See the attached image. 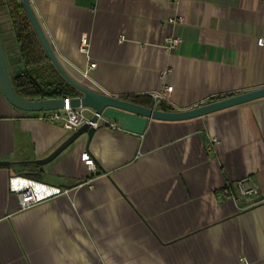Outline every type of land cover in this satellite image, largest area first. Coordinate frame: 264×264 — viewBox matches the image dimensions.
<instances>
[{
  "label": "crops",
  "instance_id": "obj_1",
  "mask_svg": "<svg viewBox=\"0 0 264 264\" xmlns=\"http://www.w3.org/2000/svg\"><path fill=\"white\" fill-rule=\"evenodd\" d=\"M29 3L62 68L91 91L151 99L168 85L174 113L264 86V0ZM172 38L181 45L167 50ZM15 39L0 0L11 80L25 71ZM42 114L14 108L0 89V162L9 163L0 166V264H264V98L184 121L106 108L90 142L79 135L40 166L72 135ZM11 176L62 194L21 210ZM242 181L255 193L240 196Z\"/></svg>",
  "mask_w": 264,
  "mask_h": 264
},
{
  "label": "water",
  "instance_id": "obj_2",
  "mask_svg": "<svg viewBox=\"0 0 264 264\" xmlns=\"http://www.w3.org/2000/svg\"><path fill=\"white\" fill-rule=\"evenodd\" d=\"M20 5L25 13L26 18L28 19L30 26L33 32L36 35V39H38L39 44L44 51L45 55L52 63L56 71L59 75L73 88L77 90L81 94L79 97H74L70 99V106L74 108L83 107L93 109L96 113V116L91 118L92 123H97V115H101V113L106 108H115L119 110H123L126 112H130L136 115L144 116L153 120L160 121H184L197 117L206 116L215 112H219L222 110H226L232 107H236L248 102H252L258 99L264 98V86L239 93L233 96H229L223 99H219L217 101H213L207 104H203L198 107H194L192 109L184 110V111H176V112H167L161 111L153 108H147L140 106L138 104H134L131 102H127L121 100L119 98H115L112 96L104 95L101 93H97L91 91L81 84L73 80L62 68L57 57L54 52H52V48L48 42V38H46L44 31L42 30L36 15L33 12V9L30 3L27 0H20ZM10 77L8 74V70L6 67V63L4 60L3 52L0 45V89L5 97V99L14 107L19 110L25 112H47L59 110L64 107V101L59 99H43V100H25L20 98L13 90L12 83L10 81ZM95 128L88 123L83 124L79 129L75 132H72V135L68 137L57 149H55L48 157L41 159L40 161H35V164L43 166L58 156L66 147L71 145L79 135L85 134L87 136V141L90 142ZM7 162H0V166H8Z\"/></svg>",
  "mask_w": 264,
  "mask_h": 264
},
{
  "label": "built area",
  "instance_id": "obj_3",
  "mask_svg": "<svg viewBox=\"0 0 264 264\" xmlns=\"http://www.w3.org/2000/svg\"><path fill=\"white\" fill-rule=\"evenodd\" d=\"M27 1L29 2V0ZM182 21V18L176 19V23L178 24L182 23ZM256 43L258 46L264 47V37H259ZM179 45H181V40L178 38H172L168 39L164 48L171 50V48H176ZM78 51L86 57L88 56L89 40L87 36L84 35L80 38ZM95 67L96 64L89 63L87 69L82 71L83 78L88 77L89 71L91 72V70L95 69ZM165 74L166 72L161 73L162 76ZM20 75H23V73ZM171 91L172 87L165 85L159 92L151 93L150 97L152 99V108L156 109L161 103L167 102ZM70 99L72 98H62L64 101L63 108L54 111L42 112L43 114L39 117V119L50 123L60 122L62 123V127L65 129V131L69 132H75L85 123L90 124L92 128H96L97 123H92L91 119L87 118L84 114V111L87 108L79 106L78 108L71 107L69 103ZM93 116H96L95 111H93ZM99 117L100 115H97V119ZM109 127L111 129H115V125L113 124H110ZM215 140L216 139H211V143H215ZM82 161L90 172H95V164L89 153L84 152L82 154ZM237 187L240 196L252 195L255 193L254 189L250 187V185H247L245 181L237 183ZM8 191L10 194H14L17 197V203H19L21 210L29 209L43 201L53 197L55 198L56 196H60L62 194V191L59 188L44 185L42 183L25 179L20 176H11L8 179ZM229 192V188L226 186L224 189H222L221 193L218 194V198L221 199L224 196H228L230 194Z\"/></svg>",
  "mask_w": 264,
  "mask_h": 264
},
{
  "label": "trees",
  "instance_id": "obj_4",
  "mask_svg": "<svg viewBox=\"0 0 264 264\" xmlns=\"http://www.w3.org/2000/svg\"><path fill=\"white\" fill-rule=\"evenodd\" d=\"M5 2L16 37L15 40L25 66L23 75L10 80L14 92L25 100L62 99L81 96L75 88L59 75L45 55L20 5V0H5ZM45 68L50 70L47 78L43 74ZM120 99L147 108H150L152 104L149 97L126 96ZM160 109L162 111L171 110L165 103L160 104Z\"/></svg>",
  "mask_w": 264,
  "mask_h": 264
},
{
  "label": "rangeland",
  "instance_id": "obj_5",
  "mask_svg": "<svg viewBox=\"0 0 264 264\" xmlns=\"http://www.w3.org/2000/svg\"><path fill=\"white\" fill-rule=\"evenodd\" d=\"M43 70H44L43 74L47 78V76H49L50 70L48 68H45Z\"/></svg>",
  "mask_w": 264,
  "mask_h": 264
}]
</instances>
